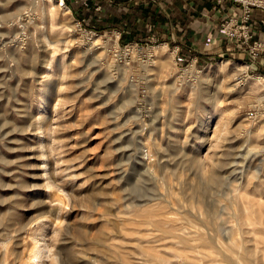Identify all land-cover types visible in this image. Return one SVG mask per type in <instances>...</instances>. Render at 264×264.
I'll use <instances>...</instances> for the list:
<instances>
[{
	"label": "rangeland",
	"instance_id": "1",
	"mask_svg": "<svg viewBox=\"0 0 264 264\" xmlns=\"http://www.w3.org/2000/svg\"><path fill=\"white\" fill-rule=\"evenodd\" d=\"M55 1L0 0V264L39 222L59 264H264L262 54L197 61L160 10L121 33Z\"/></svg>",
	"mask_w": 264,
	"mask_h": 264
},
{
	"label": "crops",
	"instance_id": "2",
	"mask_svg": "<svg viewBox=\"0 0 264 264\" xmlns=\"http://www.w3.org/2000/svg\"><path fill=\"white\" fill-rule=\"evenodd\" d=\"M67 1L72 6L79 8V10L81 9L80 13L84 11V8L79 3L80 1ZM99 1L101 5L94 14L95 19L90 15L86 17V19L90 18L92 21L96 20V26H115L121 33H131L129 31L136 33L134 28H132V24L134 20L136 21L140 17L141 20H147L149 22L148 29L150 27L154 28L153 33L157 34L156 24L158 16L155 13L160 10V19H163V22L167 25V29H165L166 42L169 40L176 41V49L179 52L181 51L185 57L194 58L201 62L222 55H233L238 58L245 57V53L239 48L238 44L227 38L217 27L221 18L237 14V6L232 0ZM115 5H119V7L115 8ZM134 8H137L138 11H135ZM263 14L264 10L252 8L249 27L254 35L253 37H257L264 42ZM260 54H262L261 60L260 62L256 61V67H264V45Z\"/></svg>",
	"mask_w": 264,
	"mask_h": 264
},
{
	"label": "bare ground",
	"instance_id": "3",
	"mask_svg": "<svg viewBox=\"0 0 264 264\" xmlns=\"http://www.w3.org/2000/svg\"><path fill=\"white\" fill-rule=\"evenodd\" d=\"M48 1H52V0H48ZM56 2V4L55 5H57V7L59 8H61L62 9V11H66L67 9H66V7L65 6H63L62 5V0H56L55 1ZM69 10V9H68ZM58 12V11H57ZM52 13H53V11H52ZM204 173V172H203ZM205 174V173H204ZM204 176V175H203ZM218 175L215 173V172H213L212 171V173H209L208 175H207V180L208 181H210V182H217V180H218ZM171 192V191H170ZM169 192V193H170ZM173 194H175V193H173ZM172 195V194H171ZM146 203V202H145ZM158 211V210H157ZM156 211V212H157ZM160 211H162V210H160ZM153 212V211H152ZM197 212V211H196ZM144 213V212H143ZM160 213V212H159ZM161 214V213H160ZM160 214H158L159 216H160ZM173 214V213H172ZM146 216H147V218H148V213L147 214H145ZM166 215V214H165ZM169 215V214H168ZM167 216V215H166ZM161 216V218H159V219H155V220H153V219H151L150 218V220H151V222L155 225V226H159V229H161V230H163L166 234L167 233H169L170 231H172L171 230V227L169 228L168 226H166L165 225V221L166 220H169L170 218H169V216ZM163 217V218H162ZM157 218H158V216H157ZM199 218V217H198ZM171 219H173V218H171ZM141 220V219H140ZM144 220V219H143ZM145 220H147V219H145ZM153 220V221H152ZM142 221V220H141ZM148 221V220H147ZM170 221V220H169ZM172 221H174V220H172ZM171 221V223H173ZM186 221V220H185ZM149 223H150V221H148ZM168 222V221H167ZM175 222H176V220H175ZM184 222V221H183ZM188 222H189V220H188ZM177 223V222H176ZM187 223V222H186ZM190 223V222H189ZM195 224V223H194ZM203 224V223H202ZM191 225H193V224H191ZM201 225V224H200ZM153 226V225H152ZM202 226H199V228H201ZM182 228V227H181ZM185 229V228H184ZM170 230V231H169ZM160 231V230H159ZM162 231V232H163ZM169 231V232H168ZM173 232V231H172ZM172 232H170L171 234H168V235H166V236H177L178 238L177 239H180V240H185V238L184 237H180V235H173L172 234ZM201 232V231H200ZM57 232H55V235L53 236V240L54 239H56V234ZM164 233V234H165ZM204 233V232H203ZM205 233H207V232H205ZM163 234V233H162ZM161 234V235H162ZM182 235H184V234H182ZM188 235V234H187ZM198 235V234H197ZM27 236H28V240H29V246L26 248L27 249V253H24V254H26V255H24V256H26V259H25V261L23 262L24 264H59L58 263V258H57V256L55 255V252H53V249H51L53 246H51L50 244H48L47 243V241H46V238L47 237H45V224L43 223V222H39L38 224H35V226L33 225V227H31V228H29V230H28V234H27ZM186 236V235H185ZM188 236H191V235H188ZM52 237V236H51ZM194 237V236H193ZM205 237V236H204ZM203 237V238H204ZM196 238V237H195ZM198 238L200 239L201 238V236L199 235L198 236ZM207 238V237H206ZM210 238V237H209ZM22 239V238H21ZM52 239V238H51ZM173 239V238H172ZM194 239V238H193ZM217 239V238H216ZM50 240V239H49ZM176 240V239H175ZM189 240V239H188ZM210 240V239H209ZM219 240V239H218ZM217 240V241H218ZM25 241V240H24ZM23 241V243H25ZM52 241V240H51ZM173 241V240H172ZM202 241V240H201ZM189 242V241H188ZM185 243V242H184ZM192 243V242H191ZM180 244H182V243H180ZM201 244V243H200ZM200 244H198V245H200ZM3 245V244H2ZM51 246V248H50V246ZM53 245V244H52ZM220 245V244H219ZM184 246V245H183ZM189 246V245H188ZM217 246V245H216ZM226 246V245H225ZM187 247V246H186ZM195 248V247H194ZM221 248H223V247H221ZM225 248V247H224ZM198 249V248H197ZM248 249V248H247ZM5 250V249H4ZM226 250V249H225ZM178 251V250H177ZM221 251H223V250H221ZM232 251V250H231ZM6 252V251H5ZM24 252H26V251H24ZM225 252V251H224ZM223 252V253H224ZM179 253V252H178ZM186 253V252H185ZM225 253H227V252H225ZM4 254V253H3ZM177 254V253H176ZM194 254V253H193ZM230 254H231V252H230ZM234 254V253H233ZM233 254H232V256H233ZM239 254V253H238ZM236 255H237V253H236ZM240 256H243V255H241V254H239ZM178 256H179V254H178ZM181 256V255H180ZM179 256V257H180ZM185 256V255H184ZM183 255H182V257L183 258H185ZM206 256V255H205ZM235 256V255H234ZM224 257V256H223ZM207 258V257H206ZM236 258V257H235ZM191 259V258H190ZM210 259V258H209ZM226 259V258H225ZM233 259V258H232ZM244 259V258H243ZM189 260V259H188ZM229 260V259H228ZM236 260V259H235ZM240 261H241V259H239ZM187 261V260H186ZM189 261H191V260H189ZM231 261H233V260H231ZM237 261V260H236ZM244 261H246L245 259H244ZM21 262V264H23ZM191 263V262H190ZM192 263H193V259H192ZM238 263V262H237ZM247 263H248V261H247ZM236 264V263H235ZM239 264V263H238ZM243 264H245V262L243 263Z\"/></svg>",
	"mask_w": 264,
	"mask_h": 264
},
{
	"label": "built area",
	"instance_id": "4",
	"mask_svg": "<svg viewBox=\"0 0 264 264\" xmlns=\"http://www.w3.org/2000/svg\"><path fill=\"white\" fill-rule=\"evenodd\" d=\"M237 6V14L228 15L219 22L222 33L238 43L243 44V50L249 58H254L263 49L264 42L254 38L249 27L252 8L264 10V0H232Z\"/></svg>",
	"mask_w": 264,
	"mask_h": 264
}]
</instances>
